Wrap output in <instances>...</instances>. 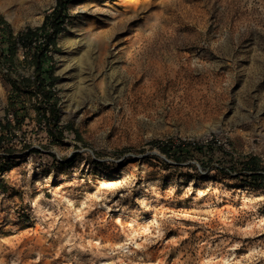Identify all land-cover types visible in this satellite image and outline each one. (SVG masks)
Masks as SVG:
<instances>
[{
    "label": "rangeland",
    "instance_id": "obj_1",
    "mask_svg": "<svg viewBox=\"0 0 264 264\" xmlns=\"http://www.w3.org/2000/svg\"><path fill=\"white\" fill-rule=\"evenodd\" d=\"M125 1L67 3L51 52L63 139L31 104L4 130L0 264H264V189L234 173L264 165V0ZM55 4L0 0L17 47L3 60L0 37L2 124L6 74L31 72L18 36Z\"/></svg>",
    "mask_w": 264,
    "mask_h": 264
},
{
    "label": "trees",
    "instance_id": "obj_2",
    "mask_svg": "<svg viewBox=\"0 0 264 264\" xmlns=\"http://www.w3.org/2000/svg\"><path fill=\"white\" fill-rule=\"evenodd\" d=\"M69 0H56L53 9L45 14L40 26L28 28L18 36L19 41L25 48L27 55L25 61L28 63L30 74L20 77H13L6 74L9 84L10 99L8 111L12 114L13 123L6 119V123L0 121V147L2 148V137L7 126H20L25 113H28L29 107L34 108L38 120L43 121L45 131L49 138L61 141L64 131H69V125H60L58 119V106L54 84L56 77L53 74V56L51 52L55 50V38L64 29V23L67 17V3ZM9 25L0 19V37H5L6 47L3 60L13 61L16 44L10 40ZM4 54V50L0 51ZM31 103H28V102ZM195 148L191 144L177 146L174 149L176 159L179 161L187 154L189 149ZM3 149V148H2ZM6 150H10L9 147ZM8 155L11 153L7 151ZM172 152V151H170ZM244 183L264 189V165L255 155L247 156L238 163L234 171Z\"/></svg>",
    "mask_w": 264,
    "mask_h": 264
},
{
    "label": "bare ground",
    "instance_id": "obj_3",
    "mask_svg": "<svg viewBox=\"0 0 264 264\" xmlns=\"http://www.w3.org/2000/svg\"><path fill=\"white\" fill-rule=\"evenodd\" d=\"M134 1V0H133ZM139 1V2H138ZM137 2H122L124 5V7L125 8H128L127 10H122L121 12H125V11H131V12H133V13H135V12H137V10H138V8L140 9V7L142 6L143 8H145V7H148V5L150 4V0H144V1H141V0H138ZM164 1H166V0H164ZM160 3V2H159ZM153 4V3H152ZM156 5V4H155ZM120 7V6H119ZM123 7V8H124ZM141 7V8H142ZM119 8H117V10H118ZM228 11H230V10H228ZM116 12V11H115ZM155 12V11H154ZM175 12V11H174ZM154 14V13H153ZM141 17V16H140ZM164 17V16H163ZM154 18V17H153ZM119 19V18H118ZM135 20V19H134ZM147 21V20H146ZM154 23V22H153ZM121 23L120 22H117V23H115L113 26H112V30H110L109 32H107L105 35L106 36H111L112 35V33H113V31L114 30H117V29H119L120 28V25ZM147 24V23H146ZM145 26V25H144ZM153 26V25H152ZM146 27V26H145ZM149 27V26H148ZM151 27V26H150ZM152 28V27H151ZM140 32V31H139ZM137 35H138V33H137ZM137 40V39H136ZM138 41V40H137ZM131 42V41H130ZM130 45V44H129ZM107 49H108V46H107V44H102V45H100L99 47H98V50H97V54H96V59L97 60H99V62L101 63V60L103 59V60H105L106 62H105V66H107V67H109V68H111L112 67V63H113V60H114V56H112V59H108V57H107ZM129 50V49H128ZM127 50V51H128ZM123 51H124V49H123ZM126 51V50H125ZM93 53V48H91V51H90V54H92ZM125 53V52H124ZM138 53V52H137ZM113 54V53H112ZM123 56V55H122ZM129 56V55H128ZM138 56V55H137ZM185 56V55H184ZM127 59V58H126ZM179 61H181V60H179ZM126 62V61H125ZM179 63V62H178ZM176 64V63H175ZM127 65V64H126ZM99 66V65H98ZM137 66V65H136ZM169 66V65H168ZM171 66V65H170ZM175 66V65H174ZM127 67V66H126ZM119 68V67H118ZM121 68V67H120ZM134 68V67H133ZM94 70V69H93ZM115 70V69H114ZM135 70V69H134ZM88 71H89V73H87V75L86 76H84V77H86V80L87 81H89L90 79H89V77L90 76H92V78H93V71H91V68L90 69H88ZM166 71V70H165ZM111 72V71H110ZM181 72V71H180ZM133 74V73H132ZM174 74V73H173ZM96 75V74H95ZM113 75H114V73H113ZM128 75V74H127ZM156 76H157V74H156ZM165 76V75H164ZM97 77V76H96ZM134 78V77H133ZM108 79V78H107ZM92 80V79H91ZM157 81V80H156ZM99 83L101 82L102 83V81L100 80V81H98ZM143 84V83H142ZM167 84V83H166ZM98 86H100L99 84H98ZM103 86V85H102ZM102 86H101V88H102ZM104 87V86H103ZM131 88V87H130ZM137 89V88H136ZM133 91V90H132ZM136 92V91H135ZM130 98V97H129ZM234 248V247H233Z\"/></svg>",
    "mask_w": 264,
    "mask_h": 264
}]
</instances>
